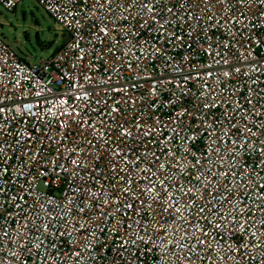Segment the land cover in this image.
Wrapping results in <instances>:
<instances>
[{
    "label": "built area",
    "instance_id": "1",
    "mask_svg": "<svg viewBox=\"0 0 264 264\" xmlns=\"http://www.w3.org/2000/svg\"><path fill=\"white\" fill-rule=\"evenodd\" d=\"M35 1L67 39L0 35V264H264V0Z\"/></svg>",
    "mask_w": 264,
    "mask_h": 264
},
{
    "label": "rangeland",
    "instance_id": "2",
    "mask_svg": "<svg viewBox=\"0 0 264 264\" xmlns=\"http://www.w3.org/2000/svg\"><path fill=\"white\" fill-rule=\"evenodd\" d=\"M0 35L30 63L48 59L67 36L35 0H24L14 11L0 5ZM50 47L43 50L39 43Z\"/></svg>",
    "mask_w": 264,
    "mask_h": 264
},
{
    "label": "trees",
    "instance_id": "3",
    "mask_svg": "<svg viewBox=\"0 0 264 264\" xmlns=\"http://www.w3.org/2000/svg\"><path fill=\"white\" fill-rule=\"evenodd\" d=\"M65 36H66V34H65ZM65 42H66V41H65ZM39 44H40V46H41V48H42L43 50H49V48H50V47L44 46L43 43H41V42H40ZM60 47H61V46H60ZM60 47H59V48H60ZM59 48H57V49L53 52V54H54ZM53 54H52V55H53Z\"/></svg>",
    "mask_w": 264,
    "mask_h": 264
}]
</instances>
